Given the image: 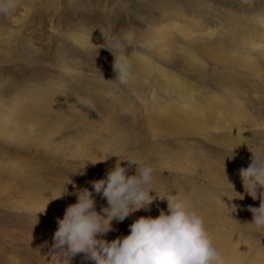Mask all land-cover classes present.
Returning a JSON list of instances; mask_svg holds the SVG:
<instances>
[{
	"label": "rangeland",
	"instance_id": "rangeland-1",
	"mask_svg": "<svg viewBox=\"0 0 264 264\" xmlns=\"http://www.w3.org/2000/svg\"><path fill=\"white\" fill-rule=\"evenodd\" d=\"M166 1L173 0H20L11 16H0V56L6 59L0 62V107L36 111L23 116L24 121L20 118L0 125V264H69L52 247L57 219H63L71 202H77L73 194L77 189L93 191L97 212L108 206L90 182L104 178L115 166L119 157L110 155L151 165L157 193H150L155 199L149 207L168 210L167 199L158 195L186 200L204 218L225 264H264L263 235L243 225L253 219L248 206L259 207L260 201L244 193L239 176L242 167L228 159L231 156L225 148L205 141L197 132L198 123L184 125L182 114L175 118L171 108L167 113L151 111L150 119L143 117L138 96L144 95V89L121 91L122 84L114 81V55L108 48L129 58L140 52L154 62L162 60L145 44L134 42V35L142 33L149 41L159 35L153 30V15ZM199 1L248 16H264V0ZM177 31L167 33L172 42L165 45V56L174 52L186 59L182 48L189 40ZM260 39L264 41L263 36ZM115 43L119 49L113 47ZM224 50L228 53L220 54L221 63L205 54L199 55L201 63H187L211 88H217V78L227 74L226 88L243 79L247 89L242 92L264 97V86H259L250 67L249 58L255 55L247 57L230 47ZM240 56L246 60L243 65L237 64ZM224 59L235 60L233 69L224 68ZM224 93L231 94L228 89ZM75 104L93 111L107 107L132 123L128 128L110 130L106 126L117 118L88 122L77 114ZM251 105L255 121L241 135L252 146L264 148V111L260 113L253 102ZM157 116L164 120L155 119ZM103 159L107 160L98 162ZM121 166L128 168L129 176L136 174L137 165L123 161ZM234 190L244 199H238ZM138 213L123 222L113 221L114 230L98 238L110 242L127 236L136 219L154 217ZM71 264L94 262L84 261L79 254Z\"/></svg>",
	"mask_w": 264,
	"mask_h": 264
},
{
	"label": "bare ground",
	"instance_id": "bare-ground-1",
	"mask_svg": "<svg viewBox=\"0 0 264 264\" xmlns=\"http://www.w3.org/2000/svg\"><path fill=\"white\" fill-rule=\"evenodd\" d=\"M173 1H166L167 3L165 2L159 11L155 10L153 15L155 27H153V30L159 33L155 39L153 38L152 41H149V38L143 39L142 33L134 35V42L140 41L145 44L162 60L154 62L153 58L143 53L136 52L132 54L130 59L133 62V77L128 84L119 85L118 89L123 91L128 88L137 92L134 89L135 87L143 88L144 95L142 96L141 93V95L139 94L141 97L138 96L141 99L142 107H139L142 111L140 113L142 116L145 115L146 119H150L151 115L149 114H151V111L156 110L157 113L158 111L168 112L171 108L172 111L170 113H173L175 118H179L182 114L181 118H183L184 125L192 126L198 123L200 130L197 132L201 133L205 141L222 146L230 156L233 153L232 158L237 161L235 164H239L241 167H248L252 156L249 146H253L248 143V140L241 133L246 130L251 122L255 121L252 112V102L255 103L256 109L260 113L264 111L263 95H255L248 91L242 92L241 90L247 89L243 85V79L238 81L234 79L235 82L237 81L235 87L226 88L227 74L217 78V88H211L201 81L200 77L191 69L187 60L194 63L196 61L202 62L199 55L205 54L206 57H211L217 63H221L223 60L219 56L220 54L225 55V53H228L224 48L229 47L236 52L243 53L247 57L254 54V57L249 58L252 59L251 62L253 64H250V67H253L252 73L255 74L257 80L259 78L258 81L261 82L259 86L262 87L264 86V69H262L260 64L262 62L258 58L264 57V41L260 39V37H264V26L256 22L258 16H248L233 12L230 9L219 8L207 3L204 4L199 0H181L177 4ZM185 21L188 23H185ZM167 26H170V30L166 29ZM196 27H202V29L197 30ZM172 30L183 32L185 34L183 36L189 40V43L186 40L188 43L186 47L182 46V52L185 53L186 59L180 58L172 51L169 56L168 53L167 57L165 56L164 47L172 42L169 41L170 36L167 33H172ZM75 40L78 41V39ZM239 59L237 61L239 65H243L244 61H246L241 56ZM4 60L6 59L0 56V62ZM224 60V68L227 70V68L230 69L232 67L233 69L235 60L227 59L229 62H226V59ZM250 69L252 70V68ZM227 89L231 94L224 93ZM25 105L23 104V106ZM74 106L77 114L84 115L85 117L83 118L88 122L95 121L97 123L99 120L110 116L117 118L113 124L106 126L110 130L121 129V127L128 128L131 125L130 123H132L129 117L117 116L116 112L107 107H100V109L93 111L83 104H75ZM25 107L22 108H29ZM164 107L167 110L163 109ZM19 108L16 107L14 109L13 107L9 111L5 107H0V125L7 126L10 120L20 118L23 120V116H31L36 112L32 108L26 112ZM38 111L41 110L38 109ZM98 112L99 114L97 115ZM26 118L28 119L29 117ZM39 118L41 124H45L42 116ZM155 119L163 121L164 117L157 116ZM71 204L73 203L71 202ZM160 211L153 206L149 207V209L139 210L138 214H149L158 217ZM209 211L214 212L213 209ZM214 215H216L215 212ZM244 224L245 222H243ZM246 226L245 228H248L249 231L252 230V228ZM262 235L264 237V234Z\"/></svg>",
	"mask_w": 264,
	"mask_h": 264
},
{
	"label": "clouds",
	"instance_id": "clouds-1",
	"mask_svg": "<svg viewBox=\"0 0 264 264\" xmlns=\"http://www.w3.org/2000/svg\"><path fill=\"white\" fill-rule=\"evenodd\" d=\"M19 6L20 0H0V16H11ZM256 22L264 26V16L257 17ZM113 47L119 49L120 45L115 43ZM108 49L114 55V81L128 84L133 77L132 60L126 54L116 55ZM249 150L251 162L247 168L239 169V176L244 193L260 204L248 206L253 219L244 225L264 234V148L249 146ZM111 156L119 157L115 166L107 170L104 178L90 182L94 192L106 198L108 206L97 212L93 191L77 189L73 193L78 197L77 202L67 207L63 219H57L52 247L60 259L71 264L73 257L83 254L84 261L94 264H225L204 218L186 200L172 196L157 194L160 199H167L168 210L162 209L158 217L136 219L130 225L129 235L110 242L98 238L114 230L113 221L123 222L132 213L149 209L155 199L150 194L156 192L151 165L133 158L122 159L120 155ZM232 157L233 153L228 159ZM123 161L129 162V166L137 165L135 175L127 174L128 168L121 166ZM236 193L238 199H244V195Z\"/></svg>",
	"mask_w": 264,
	"mask_h": 264
}]
</instances>
